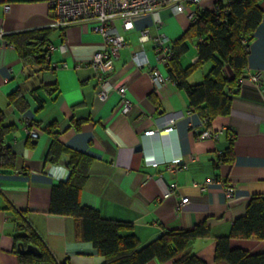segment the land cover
<instances>
[{
    "label": "crops",
    "instance_id": "crops-1",
    "mask_svg": "<svg viewBox=\"0 0 264 264\" xmlns=\"http://www.w3.org/2000/svg\"><path fill=\"white\" fill-rule=\"evenodd\" d=\"M217 1L226 0H200L198 8L211 10ZM48 3L49 0H0V111L6 122L16 125L6 141L17 156L16 171L0 174V264H18L13 221L17 211L24 214L56 260L105 264L91 242L75 238L74 219L47 213L51 187L65 181L70 173L66 167L70 153L62 154L56 163L45 161L51 143L46 127L51 124H56L58 139L69 151L93 157L79 198L82 205L95 209L105 219L131 223V229L123 234L135 235L141 245L155 240L165 230L192 229L206 221L209 235L196 239L192 252L206 264H217V239L229 235L234 220L245 214L253 194L264 197V86L244 83L232 99L230 114L214 119L207 128L217 137L200 140L198 132L204 125L197 113L188 114L187 94L172 81L154 91L147 71L129 62L131 54L143 48L148 62L168 77L167 69L156 64L152 40L141 42L138 30L148 28L150 37L164 34L173 42L191 22L186 14L163 9L159 11L160 25H154L152 16L145 15L138 20L136 29H121L127 45L119 50L114 69L107 75L114 89L100 98L98 73L89 63L94 54L104 49L102 37L86 23L70 25L64 31L50 27ZM3 5L9 10L5 11ZM46 28L51 30L49 46L54 48L48 53L51 70L25 80L31 68L25 67L16 50L6 43V36ZM255 33L245 71L246 75L260 73L259 81L263 83L264 21ZM193 47L188 61L182 58L184 66L197 59ZM210 66L206 63L199 73L190 76L189 84L201 81ZM224 71L231 76L228 67ZM54 83L58 94L53 100L44 90L35 89ZM118 86L125 87V99L131 103L126 113L122 112V97L115 89ZM18 88L28 103L22 114L7 104L9 95ZM32 93L45 100L42 110H37ZM171 115H176V123L167 133L163 129ZM27 126L38 131L37 139L28 142L24 132ZM148 130L154 132L143 135ZM230 139L232 161L219 162L218 156L224 154ZM31 143L34 145L30 147ZM139 145L143 147L141 151L136 148ZM174 158L186 166L182 172L168 171L166 162ZM207 180H211L207 191L193 187L194 182L204 184ZM170 183L179 186L178 194L162 197ZM226 187L233 190L230 198ZM181 199L186 204L177 211ZM229 242L231 248L248 253L264 251V241ZM147 264L171 263L151 260Z\"/></svg>",
    "mask_w": 264,
    "mask_h": 264
},
{
    "label": "trees",
    "instance_id": "trees-1",
    "mask_svg": "<svg viewBox=\"0 0 264 264\" xmlns=\"http://www.w3.org/2000/svg\"><path fill=\"white\" fill-rule=\"evenodd\" d=\"M194 11V19L184 34L172 42V56L168 60L166 73L173 84L187 94L188 109L198 114L207 129L214 119L230 114L232 99L242 86L239 81L249 76L245 71L248 65V48L264 21V1H217L211 10L196 7ZM143 17L145 16L135 19V27ZM50 32L46 28L6 36V43L16 50L25 67L31 68L25 80L39 77L51 70L48 54ZM192 45H195L197 59L184 66L182 58ZM206 63L211 66L203 79L198 84H189L190 76ZM226 67L232 73L230 77L224 71ZM39 88L51 100L58 94L56 83L41 84L35 89ZM32 99L37 104L38 111L44 108L45 100L42 97L33 95ZM7 104L21 114L28 109V103L19 88L9 95ZM4 115L0 111V174H12L17 168V156L6 139L16 129V125L6 122ZM55 125L46 127L51 143L46 150L45 161L56 163L62 154L70 153L66 162L70 173L65 181L51 187L47 213L74 219L75 238L91 242L105 264H147L151 260L171 264H206L192 252L193 242L209 235L206 221L198 223L192 229L165 230L155 240L141 245L135 235L123 234L131 229V223L105 219L95 209L82 205L79 198L82 186L89 177L93 157L69 151L59 141ZM74 126L79 127L78 123ZM30 139L35 140L27 137L28 142ZM232 143L233 139H230L224 154L218 156L219 162L232 161ZM33 145L31 143L29 146ZM14 214L16 245H31L40 252V257H37L31 253H22L17 247L18 264H70L69 259L61 262L55 259L21 211ZM229 230V235L217 239L214 254L217 264H264V251L248 253L243 249L231 248L229 242L231 239L264 241V197L261 194L250 197L245 214L235 219Z\"/></svg>",
    "mask_w": 264,
    "mask_h": 264
},
{
    "label": "built area",
    "instance_id": "built-area-1",
    "mask_svg": "<svg viewBox=\"0 0 264 264\" xmlns=\"http://www.w3.org/2000/svg\"><path fill=\"white\" fill-rule=\"evenodd\" d=\"M200 4V0H49L50 5V17L52 21L50 27L64 31L66 27L73 24L86 23L91 25L93 32L99 34L104 41V49L94 54L91 60V66L98 73V85L97 96L100 98L106 97V95L112 90L113 85L108 79L110 72L114 69V60L119 56V53L123 47L127 45V39L119 32L116 26L119 23L120 28L124 32H129L136 29L134 25L135 19L149 15L152 16L154 25H160L161 18L160 12L163 9H168L170 12L187 15L189 20H193L195 11L191 9V6ZM4 10L8 11L9 6L3 5ZM138 38L141 42L152 40V51L155 56L156 64L163 65L166 69L172 56L171 41L164 34H158L155 37H150V31L148 28L138 30ZM64 50V46L60 47ZM54 48L49 46V52ZM146 51L142 49L135 50L130 57V61L136 68L144 69L147 71L151 86L154 91H159L166 83L170 82L169 77H165L160 73L159 69L153 67L148 62ZM260 80V73L251 74L247 78H242L239 82L253 83L257 88L264 86ZM122 97V112L126 113L130 110L131 103L125 99V87L118 86L115 88ZM193 113L188 109V114ZM176 115L168 117V124L164 127V132H171L175 126ZM24 132L32 139H37L39 133L36 129L25 127ZM154 131H145L143 135L150 136ZM197 138L200 140L215 139L217 134L212 130L202 128L198 132ZM153 167H157L158 163H152ZM166 166L170 173L182 172L186 168L184 163L180 159L174 158L166 162ZM204 184L193 183V187H197L200 190L207 191V186L211 183V180L204 181ZM179 186L176 183H170L161 195L162 197L176 196L178 194ZM232 188L226 187V194L230 198L232 197ZM186 200L181 199L176 205V210L181 211L185 206Z\"/></svg>",
    "mask_w": 264,
    "mask_h": 264
},
{
    "label": "water",
    "instance_id": "water-1",
    "mask_svg": "<svg viewBox=\"0 0 264 264\" xmlns=\"http://www.w3.org/2000/svg\"><path fill=\"white\" fill-rule=\"evenodd\" d=\"M142 145H139L138 147H136L138 150H142L143 147H141ZM18 248H19V251L22 253H31L33 254L34 256H37V257H40V252L39 250L36 249V247L34 246H31V245H27L26 247L22 244V243H19L18 245Z\"/></svg>",
    "mask_w": 264,
    "mask_h": 264
},
{
    "label": "rangeland",
    "instance_id": "rangeland-1",
    "mask_svg": "<svg viewBox=\"0 0 264 264\" xmlns=\"http://www.w3.org/2000/svg\"><path fill=\"white\" fill-rule=\"evenodd\" d=\"M120 24L119 23H117V27H118V29H119V31L121 32L122 30H121V28H120V26H119ZM181 34V33H180ZM170 41H172V39H170ZM194 50V47H193V45L192 46H190L189 47V51L185 54V56H183L184 57V60L186 61L187 59H188V55H191V52ZM188 61V60H187ZM199 71H201L200 69L199 70H197L196 72L197 73H199ZM200 82V81H199ZM197 83V82H196ZM191 84H193V83H191ZM198 84V83H197Z\"/></svg>",
    "mask_w": 264,
    "mask_h": 264
}]
</instances>
